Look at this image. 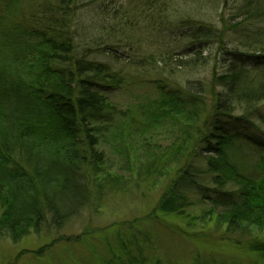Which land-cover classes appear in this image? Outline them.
Returning a JSON list of instances; mask_svg holds the SVG:
<instances>
[{"label":"trees","instance_id":"obj_1","mask_svg":"<svg viewBox=\"0 0 264 264\" xmlns=\"http://www.w3.org/2000/svg\"><path fill=\"white\" fill-rule=\"evenodd\" d=\"M226 3L97 4L77 29V0H0V231L12 243L60 234L92 202L100 137L124 122L138 151L143 121L160 116L194 134L167 154L181 166L159 209L206 202L238 248L264 228V0H240L231 20ZM204 70L208 80L191 78ZM149 79L158 98L137 104L138 118L110 101Z\"/></svg>","mask_w":264,"mask_h":264},{"label":"rangeland","instance_id":"obj_2","mask_svg":"<svg viewBox=\"0 0 264 264\" xmlns=\"http://www.w3.org/2000/svg\"><path fill=\"white\" fill-rule=\"evenodd\" d=\"M122 2L125 0H77V7L84 10H80L83 22L76 28L88 25L92 17L89 13L97 4ZM239 5L240 0H227L218 11L225 20H231ZM203 12L212 13L209 7ZM218 25L221 28L222 24ZM226 31V44L231 47L233 30L227 27ZM146 42L142 39L143 46ZM207 74L209 71L204 70L191 78L208 80ZM177 83L182 84L180 80ZM110 98L122 112L131 107L130 114L138 118L141 113L137 104L153 103L158 92L149 79L122 92L113 91ZM259 112L264 116V103ZM143 113L146 117L150 111ZM160 117L143 121L145 130L138 151L124 141L130 139L124 122L110 127L97 146L105 160L93 175L89 207L57 236L45 237V232L39 236L30 234L14 244L0 231V264H264V253L253 251L248 245L255 241L264 243V228L253 232L246 244L238 248L221 241L223 228L215 224L216 214L206 202H195L194 197H189L186 202L177 203L176 212L159 209L162 196L181 166L167 154H174L182 144L188 145V137L194 134L187 125L186 130H181L173 120Z\"/></svg>","mask_w":264,"mask_h":264}]
</instances>
